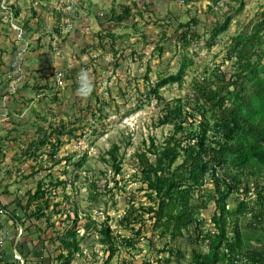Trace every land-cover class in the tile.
I'll return each mask as SVG.
<instances>
[{
	"label": "rangeland",
	"instance_id": "obj_1",
	"mask_svg": "<svg viewBox=\"0 0 264 264\" xmlns=\"http://www.w3.org/2000/svg\"><path fill=\"white\" fill-rule=\"evenodd\" d=\"M3 3L6 7L5 1ZM181 6L186 5L181 3ZM263 13L264 0H199L194 9H190L185 17L179 18L182 25L193 20L198 22L197 26L190 27L197 37L191 39L189 46L181 40L184 29L180 28L177 20L168 18L167 15L160 20L161 28H154L152 31L132 28L130 37L133 38L132 41L137 40L136 44L125 43L119 47L113 44L107 47L108 51L104 49L97 56L91 52H76V63L70 57L72 62L64 65L65 74L64 71L59 73L63 81V85L59 86V109L49 111L43 116L45 121H38V125L43 127L47 123L46 131H50V127H58L62 121L69 123V129L80 128L74 133L75 138H62L64 144L54 159L50 158L47 146L40 150L42 155L38 151L39 156L31 163L33 158L25 154L28 149L25 142L24 149L21 150L22 169L19 168L16 172L21 176L16 178H20L19 197L23 203L28 200L27 193H33L39 181H44V188L48 191L44 199H48V204L43 207V213L51 215L50 220L22 219L31 225L29 234L32 239L28 237L31 247L41 250L42 244L37 237L40 240L46 239L47 243L43 245L46 250L43 253L56 256L59 253L57 237L66 230L73 229L82 238V254L75 255L71 264H106L108 254L99 243L101 235L98 231L107 222L113 235L117 237L118 249L109 264H120L121 257L125 259L127 256L133 259L136 257L142 262L163 264L161 259L168 254H158V251L167 246L179 248L186 257L182 264H188L193 248L207 250L205 245L199 248L190 244L187 237L170 241L169 237L160 238L157 231L152 235L151 221L147 214L143 215L146 220L145 231L139 239L132 235L130 229H123L119 225L120 219L131 205L138 209L153 204L147 198L146 186L139 181L137 154L145 152L151 140L156 145L164 143L174 132L171 125L158 126V119L163 114V104L157 103L156 98L150 94V89L160 78L175 75L182 59L186 58L191 64L185 70L182 84L166 86L159 94L165 103L179 99L192 107L195 100L194 80L201 81L205 74L215 69L226 73L229 78L235 68V59L227 60L232 38L240 33L251 34L253 26L262 20ZM9 14L13 20L12 13ZM144 14L145 22L146 11ZM227 16H231V20L226 32L213 40V25L217 21L223 23ZM127 42H130L129 39ZM261 51L264 53V44ZM84 74L87 76L86 80L82 79ZM51 104L56 103L52 101ZM42 135L43 132L36 133L35 138L39 139ZM113 146L118 147V158L121 160L118 175L114 174L108 155ZM27 160L30 163L24 164ZM54 161H59V164L56 165ZM249 180L253 187L254 179ZM56 181H62L65 185L51 186ZM91 184L95 186L93 189ZM205 188H212L209 180ZM90 192L97 194V199H91ZM242 199L244 198L232 196L229 208L234 209ZM251 199H255L254 194ZM39 203L41 201L33 203L28 213H35ZM214 211L213 202L209 203L207 209L200 211L199 219L203 222L204 233L214 232L211 222ZM67 212L70 221L66 220ZM89 217L94 224L85 229L90 224ZM250 217L248 215L240 220V226L247 225ZM75 218L78 221L74 226L72 221ZM129 237L136 239V244L134 249L126 250L120 244L122 238Z\"/></svg>",
	"mask_w": 264,
	"mask_h": 264
},
{
	"label": "trees",
	"instance_id": "obj_2",
	"mask_svg": "<svg viewBox=\"0 0 264 264\" xmlns=\"http://www.w3.org/2000/svg\"><path fill=\"white\" fill-rule=\"evenodd\" d=\"M130 15L131 11L127 8L114 22L120 24ZM230 20L231 16H227L223 23L217 21L213 25V40L226 32ZM197 24L193 20L179 25L184 29L181 40L186 46L190 45L192 38L197 37L190 29ZM263 44L264 13L262 20L253 26L251 34L240 33L232 38L227 60L235 59V68L229 78L226 73L215 69L205 74L201 81L194 80L195 100L192 107L179 99L165 103L159 94L166 86L182 84L185 70L191 64L186 58L182 59L175 75L160 78L150 89L157 103L163 104L158 126L171 125L174 132L164 143L156 145L151 140L146 151L137 154L139 181L146 186L147 198L153 204L138 209L131 205L119 225L123 229H130L132 235L139 239L145 231L143 215L147 214L152 235L157 231L160 238L169 237L170 241L187 237L192 245L199 248L205 245L206 251L191 250L188 264H264ZM159 51L162 52V49ZM69 127V123L61 121L58 127H50V131L38 129L37 134L43 132L42 137L29 144L25 154L37 158L42 155L40 150L48 146V154L54 159L64 144L62 138H75L74 133L80 128ZM118 150L117 146H113L108 152L115 175L121 171ZM54 163L57 165L59 161ZM250 178L254 179L253 187ZM207 180L212 184L209 190L205 188ZM58 185L65 183L56 181L51 186ZM90 187L95 186L91 184ZM47 193L44 181H39L35 191L27 193L26 203L18 201L15 210L6 209L7 216L21 226L25 225L23 218H46L49 221L51 215L43 213V207L48 204V199L44 201ZM252 194L254 200L251 199ZM234 195L244 199L230 209L229 200ZM90 198L97 199V194L91 193ZM38 201L41 203L36 212L28 213L31 205ZM210 202L215 205L211 218L214 232L204 233L199 215ZM248 215L251 216L248 224L240 226V220ZM66 220H71L68 212ZM77 221V218L72 221L74 226ZM89 222L85 229L94 224L90 217ZM98 232L101 235L99 243L105 247L107 261H110L118 252L117 237L107 222L100 226ZM57 240L59 253L54 258L44 257L45 240H40L42 247L37 251L36 264H71L75 255L82 253V238L73 229L66 230ZM135 244L136 239L129 237L122 238L120 246L129 250L134 249ZM19 247L22 249V244L16 248ZM158 254H168L161 259L163 264H182L186 258L179 248L169 246L159 250ZM143 264L151 263L145 261Z\"/></svg>",
	"mask_w": 264,
	"mask_h": 264
},
{
	"label": "crops",
	"instance_id": "obj_3",
	"mask_svg": "<svg viewBox=\"0 0 264 264\" xmlns=\"http://www.w3.org/2000/svg\"><path fill=\"white\" fill-rule=\"evenodd\" d=\"M3 1L7 5L3 9L0 3V205L13 211L17 202L22 201L20 178H16L20 176L16 174L17 169H22L21 150L25 142L27 147L34 142L38 129L44 127L46 131L47 123L43 122L41 127L38 121H45L43 116L59 109L55 75L61 71L65 74L64 65L72 62L70 57L76 63V52L97 56L113 44L118 47L136 44L137 40L132 41L130 37L132 28L151 31L161 28L160 20L167 15L180 24L179 18L194 9L199 0H180V5L179 0ZM72 3L75 4L73 15L66 10ZM127 8L131 11L129 19L115 23L114 19ZM52 101L56 104L52 105ZM30 228L29 222L21 226L7 215L0 216V264L37 263L39 250L30 246ZM37 240L40 243L39 237ZM21 244L22 249L16 248ZM43 255L45 258L57 256ZM121 258L120 264H143L136 257Z\"/></svg>",
	"mask_w": 264,
	"mask_h": 264
},
{
	"label": "built area",
	"instance_id": "obj_4",
	"mask_svg": "<svg viewBox=\"0 0 264 264\" xmlns=\"http://www.w3.org/2000/svg\"><path fill=\"white\" fill-rule=\"evenodd\" d=\"M1 2V6L3 9H5V7L3 6V0H0ZM68 11L69 14L73 15L74 11H75V4L72 3L70 6L67 7L66 9ZM12 16V15H11ZM55 42L57 43L56 39H55ZM54 47H56V45L54 44L53 45ZM55 79H56V83L58 86H62L63 85V81H62V77H61V74L57 73L55 75ZM4 216V215H8V212L6 211V209L0 205V216ZM18 260H20L19 258H17ZM21 261V260H20Z\"/></svg>",
	"mask_w": 264,
	"mask_h": 264
},
{
	"label": "clouds",
	"instance_id": "obj_5",
	"mask_svg": "<svg viewBox=\"0 0 264 264\" xmlns=\"http://www.w3.org/2000/svg\"><path fill=\"white\" fill-rule=\"evenodd\" d=\"M82 79H87V76H86V74H84V76L82 77ZM88 91L90 92L91 91V85L89 84V86H88Z\"/></svg>",
	"mask_w": 264,
	"mask_h": 264
}]
</instances>
